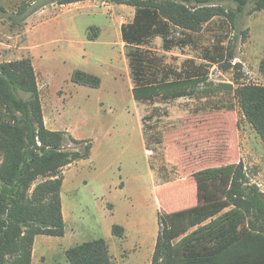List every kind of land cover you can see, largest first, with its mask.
Returning a JSON list of instances; mask_svg holds the SVG:
<instances>
[{"label":"rangeland","instance_id":"1","mask_svg":"<svg viewBox=\"0 0 264 264\" xmlns=\"http://www.w3.org/2000/svg\"><path fill=\"white\" fill-rule=\"evenodd\" d=\"M122 1L0 0V64L31 57L49 129L93 145L90 159L66 170L67 236H40L33 264H70L68 249L100 238L114 264H152L160 217L225 199L239 165L247 225L264 230V143L236 94L243 85H264V11H256V0L242 11L232 2L190 4L187 17L204 9L188 23L196 30L192 43L166 51L158 38L152 56L177 72L190 68L187 60L203 64L213 86L194 97L140 103L121 35L136 10ZM77 70L101 78V87L73 83ZM65 147L83 149L71 141ZM115 225L125 237L113 235Z\"/></svg>","mask_w":264,"mask_h":264},{"label":"trees","instance_id":"2","mask_svg":"<svg viewBox=\"0 0 264 264\" xmlns=\"http://www.w3.org/2000/svg\"><path fill=\"white\" fill-rule=\"evenodd\" d=\"M250 1L181 0L183 4L162 6L123 0L136 10L133 21L121 27L135 101L194 97L204 92L201 86L212 87L205 65L187 60L184 64L190 68L174 71L152 56L150 46L158 38L166 51L192 43L196 30L188 23L204 10L200 7L187 17L192 3L232 2L242 11ZM255 6L256 11H264V0H256ZM96 37L89 35V40ZM260 72L264 78V59ZM72 82L91 88L102 85L101 78L81 70L73 73ZM236 94L245 119L264 143V85H243ZM68 141L83 149L68 151ZM92 150L90 141H74L68 133L47 129L31 57L0 64V264H32L37 237L65 236L61 197L65 171L90 159ZM241 174L239 165L225 199L160 217L152 264H264V230L247 225L249 214L240 197ZM41 178L46 180L31 190ZM256 199L260 201L259 195ZM112 232L125 237L122 226H113ZM66 256L70 264H114L103 238L71 247Z\"/></svg>","mask_w":264,"mask_h":264},{"label":"crops","instance_id":"3","mask_svg":"<svg viewBox=\"0 0 264 264\" xmlns=\"http://www.w3.org/2000/svg\"><path fill=\"white\" fill-rule=\"evenodd\" d=\"M44 120H45L46 127L49 129V125H48V122H47V119H46L45 115H44ZM51 131H54V130H51ZM73 165H75V164H73ZM70 168H68V169H70ZM65 174H66V171H65ZM65 189H66V175H65V178H64V184H63V189H62V194H61V197H62V206H63V216H64V220H65V224H66V234H65L64 237H61V238H65L67 236L69 222H71V220H72V217H71V214H70V211H69V207L65 204V200H64V192H65ZM39 237H37L36 240H35L34 252H33V260H34V255L36 256V246H37L38 238ZM32 264H33V262H32Z\"/></svg>","mask_w":264,"mask_h":264}]
</instances>
